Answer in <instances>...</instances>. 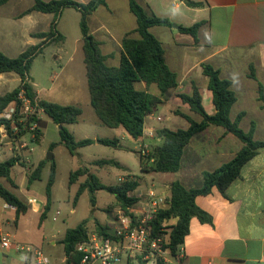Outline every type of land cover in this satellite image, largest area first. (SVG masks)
<instances>
[{"label": "crops", "instance_id": "obj_1", "mask_svg": "<svg viewBox=\"0 0 264 264\" xmlns=\"http://www.w3.org/2000/svg\"><path fill=\"white\" fill-rule=\"evenodd\" d=\"M10 1L12 0L8 2ZM74 1L88 3L90 0ZM185 1L139 0L149 12L167 18L173 23L172 27L153 26L150 31L161 41L166 63L177 73L179 81L178 86L169 91L163 102L146 117L145 126L154 128L155 133L162 127L172 130L188 128L189 122L177 114L178 110L201 121L202 117L192 112L189 105L184 104L179 97L183 93L190 94L193 83L200 89L206 112L214 114L216 109L213 92L208 88L209 79L204 74L202 66L209 63L220 71L222 78L232 82L237 102L231 108V119L234 120L237 115L244 113L240 126L244 131H249L254 122V138L264 140V105L259 100V83L264 88V0H192L200 3L197 7H191ZM31 6L18 16L20 19H26L23 27L26 33L33 37L30 46L39 44L41 40L35 37L38 30L34 27L36 23L34 20L38 11L25 14ZM199 21L204 23L199 28L198 40L191 34L179 31L180 26L188 27ZM88 24L91 33L100 43L102 53L107 56V64L118 66L123 37L137 29V19L130 11L129 0H107L106 5L98 7L90 15ZM11 29L15 33L16 28ZM133 36L139 37L137 33H133ZM252 69L256 79L250 76ZM5 74L7 73L0 74V96L10 92H4ZM30 81L33 84L31 77ZM20 83L19 77L18 86ZM154 85L156 84L148 86L140 81L135 87L159 95V88ZM35 92L38 96L39 93ZM160 116L163 117L162 121L157 120ZM180 117L186 120L187 126H182L178 121ZM155 137V145H161L163 140ZM242 147L243 142L234 134L226 133L221 126L211 125L193 136L185 149L183 165L178 172L148 174L174 176V180L170 182L163 178L169 189L166 194L169 193L174 181H180L188 188L192 187L193 183H198L194 186L198 187L202 183L204 171L215 170L229 162ZM14 167L11 178L16 186H11L6 179H2L1 182L22 199L28 209L17 217L16 208L0 197V221L4 230L24 244L39 246L50 239V244L56 246L57 241L64 238L67 229L62 238L55 239L60 230L56 233L54 227H46L48 213L44 220H41L46 204V193L44 196L28 194L34 191V182L28 184V172L21 166L18 176L25 183L27 192L21 197L22 186L13 176ZM81 180L76 182L78 187L85 181ZM55 182L52 187V203ZM153 188L156 191L155 185H151L149 189ZM196 203L211 215L212 222L203 223L196 217L191 219L189 234L180 246L182 262L171 258L172 264H264V148L259 149L243 166L240 176L228 186L226 195L213 188L210 194L197 196ZM65 261L66 257H63L53 264ZM0 264L34 262L27 260L15 249L5 250L0 246Z\"/></svg>", "mask_w": 264, "mask_h": 264}, {"label": "trees", "instance_id": "obj_2", "mask_svg": "<svg viewBox=\"0 0 264 264\" xmlns=\"http://www.w3.org/2000/svg\"><path fill=\"white\" fill-rule=\"evenodd\" d=\"M9 0H0V6ZM187 5L197 7L200 3L186 0ZM107 4V0H90L88 3H81L74 0H34L32 7L27 9L25 14L33 11L45 14H53L54 20L51 22L50 32L37 33L35 37L42 41L39 44L31 45L17 57H8L0 50V74L14 72L19 75L21 83L13 91L0 96V113L11 102L16 99L21 89H25L28 97L33 101L37 94L30 82V67L34 57L42 52L44 46L51 40H61L63 36L56 33L57 17L66 8H74L81 13V32L83 36L84 63L86 67V77L88 83L90 105L100 122L110 128L123 127L127 134L134 139H141L145 129V119L157 106L163 102L169 91L175 89L178 84L177 73L172 71L165 60V51L161 41L150 31L153 26L172 27L173 23L163 17L149 12L141 5L139 0H129L130 11L136 16L137 29L128 32L122 39V54L118 66L107 64L105 56L100 48V43L91 33L88 20L90 15L100 6ZM203 21L185 27L180 26L179 31L191 34L198 40V31ZM137 33L139 37H134ZM203 72L208 77V88L213 92V103L215 113L208 114L202 104V96L199 87L193 83L190 94H180L179 97L184 104H188L190 110L202 117L201 121L193 119L190 115L181 111L177 114L184 117L189 122L186 129L179 128L172 130L162 127L156 131V136L163 140L148 156H141L142 169L145 172L176 173L183 165L185 149L191 142L193 136L205 131L209 126H221L226 133H232L243 142V147L236 156L227 163L212 171L202 173V183L198 187H186L180 181L171 184L167 194V201L164 206H160L152 225L156 233L161 229L169 230L167 243L170 257L175 259L180 253V246L184 243L189 234L190 221L193 217L198 218L203 223H211L212 217L196 203L197 196L208 195L213 188H217L223 195H226L228 186L237 179L243 166L261 148H264V140L254 138L255 123L251 124L249 131H244L240 123L244 113H240L233 120L231 119V108L237 102V95L232 89V82L221 77L218 69L209 63H204ZM251 78L256 79L253 72ZM143 81L148 86L156 84L160 94L154 95L146 90H139L135 87L137 82ZM259 100L264 105V88L259 83ZM37 108L42 110L52 121L59 125L61 142L75 155L80 147L94 143L107 146H117V139L109 138H85L77 140L74 135L65 127L66 124L78 123L81 120L83 111L74 105H62L45 99L37 100ZM39 123L36 131L35 142H39L42 137V127L44 122L35 119ZM2 120H0V124ZM10 130V123H7ZM51 145V150L55 147ZM54 159V158H53ZM51 160L50 175L46 185V204L41 215L44 220L52 204V187L56 179V164ZM144 163V161H146ZM43 159L32 172L28 173V184L41 178V173L47 162ZM116 164L113 160H100L94 164ZM152 163V164H150ZM19 164V159L12 157L0 162V197L9 205L16 208L17 217L27 211V204L15 193L10 191L2 182L6 179L11 186L15 183L11 178V172L15 165ZM145 164V166H144ZM150 164V165H149ZM144 166V167H143ZM81 176H87L82 182L75 195V203L85 190L91 192L105 190L113 194L120 207L128 212L131 207L137 204L138 199L131 197V192L140 185L138 180H127L125 182L106 185L99 177L92 174L87 167H80L70 174V184L76 183ZM95 206V197L92 198ZM100 235L110 236L108 227L101 224L96 225V231ZM87 221H83L74 228L67 229L61 244L64 247L66 261L63 264H81L82 253L77 246L88 237ZM158 264H166L158 261Z\"/></svg>", "mask_w": 264, "mask_h": 264}, {"label": "rangeland", "instance_id": "obj_3", "mask_svg": "<svg viewBox=\"0 0 264 264\" xmlns=\"http://www.w3.org/2000/svg\"><path fill=\"white\" fill-rule=\"evenodd\" d=\"M32 4H34V0H12L0 7V50L8 57H17L30 46L33 37H30L23 27L26 19H20L18 16ZM35 15L37 18L34 20L36 22L34 27L37 28L38 33L50 32L54 15L41 12H36ZM81 19V13L74 8L64 9L57 17L56 33L61 34L63 38L61 40H51L44 46L42 52L34 57L29 71L34 84L33 88L39 93L37 100L45 99L62 105L78 106L82 109L83 114L78 123L65 125L77 140L109 138L117 139L119 143L117 146L94 143L78 148L76 154L73 155L61 142L59 125L55 124L41 110L37 119L42 120L44 125L39 142L34 141L33 134L24 133L16 141H13L12 146L11 141H9L10 143H6V141L1 145L3 152L0 156V162L12 157L19 159L20 166L14 167L13 176L19 180L22 186L21 197L27 194L25 183L18 176L21 166L25 167L26 172L30 173L40 160L46 159L49 153L53 154V161L56 164V182L52 207L48 212L45 225L47 228L54 227L55 232L60 230L55 239L62 238L66 229L74 228L83 221H87L89 232L96 231L97 224L108 227L109 231L115 227V218L121 207L115 196L110 192L105 190L91 192L87 189L83 191L75 203L78 183L76 185L74 183L70 184V174L80 167L89 168L90 172L99 177L101 182L106 185L119 184L127 180H138L140 187L137 191L131 192L133 196L148 191L151 185H155L158 193L164 191L166 193L169 189L164 183V179L169 182L174 180L172 174L152 176L142 169L141 151L145 150V156H148L154 150L156 147V133L154 137L146 136L141 139H134L127 134L123 127H107L96 116L90 105L84 63L83 36L80 26ZM11 27L16 28L15 33H13ZM5 79L6 86H3V88H6V91L4 92L13 91L19 84V75L14 72L5 74ZM154 87L157 86L154 85ZM178 121L182 126L188 125L186 120L181 117L178 118ZM241 128L243 129L242 126ZM146 139L151 141L148 142ZM23 142H28V148L21 147ZM53 143L56 145L51 150L50 147ZM120 146L122 147L120 148ZM100 160H113L118 165L113 163L106 165L94 164ZM32 163L35 165H32ZM45 166L41 178L34 181V191L28 194L45 195L51 161L47 162ZM86 178L87 176L78 179L84 181ZM197 184L193 183L191 186L194 187ZM93 197H95V206L92 203ZM141 204L140 201L137 202V205L140 206ZM57 211H60V214L57 216V220L54 221L53 217L56 216ZM49 240L44 241L38 247L49 257L52 264L57 263L65 257L61 245L62 239L57 241L56 246H52ZM172 262L173 260L169 255L167 264H172ZM59 263L63 264L62 262ZM122 264H145V262L138 256L128 262L124 260Z\"/></svg>", "mask_w": 264, "mask_h": 264}, {"label": "built area", "instance_id": "obj_4", "mask_svg": "<svg viewBox=\"0 0 264 264\" xmlns=\"http://www.w3.org/2000/svg\"><path fill=\"white\" fill-rule=\"evenodd\" d=\"M40 111L37 108V97L33 103L25 89H21L16 99L9 102L0 113V156L3 152L2 143L11 141L12 146L13 141L24 133L33 134L35 138L39 128L35 119ZM157 120L162 121L163 117H157ZM7 123H10V130ZM146 136L154 137L155 129L145 126L143 137ZM28 145V142H23L21 147L28 148ZM145 154L146 151L142 150L141 155ZM130 196L137 198L142 204L134 205L128 212L120 208L115 218V227L109 232L110 236L100 235L95 231L89 232L87 239L77 246L78 251L82 253L81 264H122L124 260L128 262L138 256L145 264H158V261L168 263L170 253L165 245L169 230L161 229L156 233L152 225L159 207L166 204L167 194L149 189ZM59 214L60 211H57L53 220H56ZM0 246L5 250L15 249L23 253L26 259L34 264H52L40 247L17 241L11 233L4 230L1 221ZM175 259L179 263L182 262L181 252Z\"/></svg>", "mask_w": 264, "mask_h": 264}, {"label": "water", "instance_id": "obj_5", "mask_svg": "<svg viewBox=\"0 0 264 264\" xmlns=\"http://www.w3.org/2000/svg\"><path fill=\"white\" fill-rule=\"evenodd\" d=\"M175 27H177V26H175ZM53 158H54L53 154L49 153L46 159L51 161Z\"/></svg>", "mask_w": 264, "mask_h": 264}]
</instances>
